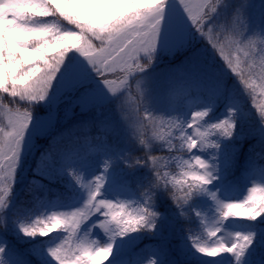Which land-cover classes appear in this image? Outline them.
<instances>
[{"label": "snow or ice", "instance_id": "snow-or-ice-1", "mask_svg": "<svg viewBox=\"0 0 264 264\" xmlns=\"http://www.w3.org/2000/svg\"><path fill=\"white\" fill-rule=\"evenodd\" d=\"M261 161L264 0H0V264H264Z\"/></svg>", "mask_w": 264, "mask_h": 264}, {"label": "trees", "instance_id": "trees-1", "mask_svg": "<svg viewBox=\"0 0 264 264\" xmlns=\"http://www.w3.org/2000/svg\"><path fill=\"white\" fill-rule=\"evenodd\" d=\"M48 19H51V18H48ZM183 57H184V54L179 59H182ZM171 61H173V60H171ZM166 66H167V64L165 65V63L160 65V67H166ZM185 98H187V97L184 95L182 89L179 86H176L174 90H169L165 93V98L162 101L161 106H163L164 104H167V105L174 107L176 105H179V103L182 102L183 99H185ZM258 99H260V98L258 97ZM42 112H44V111H41V113ZM75 112L77 114L76 117H72L70 120H68L66 122L67 124L73 123L75 121V119H78V118L79 119L86 118V114H80V110L78 108L75 109ZM64 115H65V105H61L60 109H59V116L61 117V120H62L61 126H65V124L63 122ZM69 115L71 116V110L69 111ZM155 115L163 116L165 114L163 112H156ZM173 115H175V113H173ZM80 131H81V134H89L92 136H95L97 134L96 128H92L90 130V132H87V133H85L84 130H80ZM245 148H246V146L242 149L243 152H244ZM134 154L135 155H142L141 152H136ZM154 154L161 155V153H159V152H156ZM262 163H264V162H262ZM238 174L239 173H237V175ZM44 184L48 185V188H50L52 190H56L60 187L59 185H56V184H48V181L44 182ZM44 196H45V190L44 189L38 187L37 185H32L31 190H29L27 187H25V189L21 191L20 198L17 201V203L22 202L26 205L31 206L35 203L34 197H40V199H44ZM9 239H13V238L9 237ZM150 242L157 244L156 241L144 240L143 242H141V247H144L145 245H147V247H148L149 246L148 243H150ZM160 243H163V241H161ZM20 246L23 247L24 245H20Z\"/></svg>", "mask_w": 264, "mask_h": 264}, {"label": "rangeland", "instance_id": "rangeland-1", "mask_svg": "<svg viewBox=\"0 0 264 264\" xmlns=\"http://www.w3.org/2000/svg\"><path fill=\"white\" fill-rule=\"evenodd\" d=\"M234 2L236 3H244L245 0H234ZM254 3H256L257 7L259 6V3H260V0H253ZM201 47H203V44L201 43L200 44ZM183 51H179L177 52L174 56H167L164 58V60L162 61L161 64H164L165 65L167 64L166 67H160L157 69V72H160V71H163L165 69H168V68H177L178 66H180L184 60V57L182 59H179L182 55H183ZM179 59V60H178ZM173 60V61H171ZM215 64L217 67H222L223 70L225 71H229L230 70H227V66L226 64L222 61V59L219 57V54L217 53L216 54V59H215ZM6 100L10 99L8 97H5ZM192 98L189 97L187 98L186 100L183 101L182 103V106H184L185 110L188 109L189 105H190V102H191ZM39 110V111H38ZM41 111H44L41 113ZM36 112H38L41 116L45 115L46 114V110L45 109H42V108H37L36 109ZM244 153H247V147L244 149ZM264 162V161H261V163ZM26 167L29 169V173L27 175V178L25 180V183L24 184H20V185H17V188H16V200L18 201V199L20 198V194H21V191L24 190L25 186L33 179H37V180H40L41 178L38 177V176H32L31 175V168L34 167V164H33V159L32 158H29L28 160V164L26 165ZM46 180H41V183H44ZM38 186V185H37ZM247 193L244 192L243 195H246ZM63 210V209H61ZM240 218H229V220H239ZM225 225H229V221H224L223 222ZM229 231L231 230L230 226H229ZM96 235H98L100 237V239H103V234L97 229V230H94ZM221 234L218 233L217 237L216 238H209V242H211L212 240L214 239H218L220 237ZM224 237L227 239L228 238V234H227V231H225L223 233ZM157 245H154V244H149V248H154L156 247Z\"/></svg>", "mask_w": 264, "mask_h": 264}]
</instances>
